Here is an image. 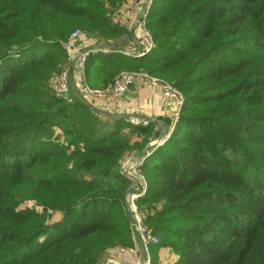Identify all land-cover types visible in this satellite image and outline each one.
<instances>
[{"label": "trees", "instance_id": "trees-1", "mask_svg": "<svg viewBox=\"0 0 264 264\" xmlns=\"http://www.w3.org/2000/svg\"><path fill=\"white\" fill-rule=\"evenodd\" d=\"M146 24L149 54H90L84 71L104 86L131 64L184 96L142 167L137 205L161 206L145 221L155 246L176 256L168 264H264V0H152ZM75 30L96 40L126 33L104 2L0 0V264H97L132 246L118 162L143 144L122 131L146 139L153 126L54 96ZM89 168L116 171L118 186L84 179Z\"/></svg>", "mask_w": 264, "mask_h": 264}, {"label": "built area", "instance_id": "built-area-1", "mask_svg": "<svg viewBox=\"0 0 264 264\" xmlns=\"http://www.w3.org/2000/svg\"><path fill=\"white\" fill-rule=\"evenodd\" d=\"M138 0H126L119 7L111 12V20L114 25L122 26L126 22H130L131 36L124 46H118L116 44H101L92 40L89 45H83L82 47L72 46L73 41L80 38L84 42H87L90 38L87 34L82 35L81 31H73L66 43L63 44L67 54V65L65 64L61 70L51 80V90L55 97L60 99H70V75L69 69L75 68L77 71L82 72L85 67V63L90 54H105L121 53L131 58H139L151 52L155 46L152 35L147 29L146 19L149 10L150 0H141L142 4H137ZM136 3L138 8L134 15L132 13V6ZM145 5V7H143ZM147 6V7H146ZM129 29V30H130ZM87 36V38H85ZM122 42V41H121ZM130 45L132 47H130ZM71 66V67H70ZM137 82H142L151 87L162 98L167 99L172 104V124L169 127V132L164 136L165 138H159L157 141L150 142V147L141 152L136 157H128L125 159L121 166L122 173L126 174L134 189L131 192L125 193L123 201L127 203L126 210L129 219V234L132 246L117 245L113 247L112 253L107 256L102 255L97 264H122L118 259L119 256L126 254L127 252H133L134 245L139 244L144 256L148 258V251L150 246L158 244L159 240L153 233L152 229L145 223V219L148 215L147 210L139 209L135 202L146 192L147 182L142 174V167L146 158L151 154L155 147L161 145L170 135L174 128V124L179 117L180 109L184 103V96L182 92L174 85L165 82L159 78L150 76L142 71H127L121 72L116 75L106 86L100 89H88L87 92L77 91L82 100L86 96H92L96 99H103L106 97H119L126 93ZM76 92V93H77ZM124 202V204H125ZM126 205V204H125ZM145 261L144 264L146 263Z\"/></svg>", "mask_w": 264, "mask_h": 264}, {"label": "crops", "instance_id": "crops-1", "mask_svg": "<svg viewBox=\"0 0 264 264\" xmlns=\"http://www.w3.org/2000/svg\"><path fill=\"white\" fill-rule=\"evenodd\" d=\"M132 8L133 10L131 15H134L139 8L136 3L133 4ZM122 27L126 31L122 37L129 35L130 33H128L127 30L130 29V22L124 23ZM87 36H85V38H87ZM88 37L90 39L87 42L83 43L81 40L83 38H80L73 41L72 46L82 47L83 45H89L93 39L90 36ZM76 42L80 43L75 45ZM84 70L79 72L75 68L69 69L70 85L72 90L71 98H75L74 94L77 91L87 92L88 89H100L109 83L108 81L104 86H92V84L96 83L97 78L95 75H93L92 78L87 77ZM78 98L82 100L79 93ZM82 101L97 113L100 112L109 116L113 114H116L117 116H128L127 118L130 120L140 121L143 125H151L153 126L152 129H157L159 138H165L164 136L169 132V127L172 124L171 103L167 99L162 98L148 85L142 84V82L135 83L130 90L119 97L96 99L92 96H86ZM58 132L59 131L56 130V133ZM131 140V145L143 144V146H146L152 139H148V137L146 139L141 137L137 138L136 135H134ZM134 249L135 250L133 252H127L126 254L118 257L122 264H144L146 260V263L150 264V260L153 257H155L157 264H168L176 258L169 248H163L160 246H151L148 251V258L144 256L139 244L134 245ZM109 253L112 252H109V250L106 251L104 256H107Z\"/></svg>", "mask_w": 264, "mask_h": 264}, {"label": "rangeland", "instance_id": "rangeland-1", "mask_svg": "<svg viewBox=\"0 0 264 264\" xmlns=\"http://www.w3.org/2000/svg\"><path fill=\"white\" fill-rule=\"evenodd\" d=\"M96 1H98V2H104V4H105V7H106V10H107V14L110 16V18H111V12L114 10V9H116L117 7H119L120 5H122V3L123 2H125L126 0H96ZM136 3L137 4H142V2H141V0H138V1H136ZM151 3H152V0H150V2H149V6L148 7H150V5H151ZM143 7H145V5H143ZM147 7V6H146ZM146 21H147V19H146ZM117 27H121V28H123L122 26H117ZM124 29V28H123ZM147 29L149 30V28H148V26H147ZM150 31V30H149ZM127 32L128 33H131L132 31H131V29L130 30H127ZM81 33H82V35H84V34H86V33H84V32H82L81 31ZM150 33H151V31H150ZM152 35V34H151ZM89 36V35H88ZM91 37V36H90ZM92 38V37H91ZM153 38V37H152ZM93 40H95L96 42H98V43H101V44H116V45H118V46H125L126 44H127V42H125V41H128L129 39H131L130 38V34L129 35H126V36H123L122 37V35L119 37V38H117V39H113V38H109V39H102L101 38V40L99 39V40H96V39H94V38H92ZM122 41V42H121ZM154 41V40H153ZM154 46H155V43H154ZM76 47V46H75ZM130 47H132L131 45H130ZM66 51V50H65ZM150 53V52H149ZM149 53H147V54H149ZM111 54H114V53H111ZM147 54H145V55H147ZM110 55V54H109ZM145 55H142L141 57H143V56H145ZM67 65V64H66ZM132 67V65L131 64H128L127 66H123V68L116 74V75H118L119 73H121V72H127V71H142V72H145L146 74H148L147 73V71H145L144 70V68L143 67H141V69H143V70H136V69H134V68H131ZM115 75V76H116ZM148 75H150V76H153V77H156V78H159V79H161V80H163V81H165V82H168V83H170V84H172L170 81H168L167 79H165L164 77H162V76H156V75H152V74H148ZM114 76V77H115ZM173 85V84H172ZM174 87H176L175 85H174ZM70 90H71V87H70ZM71 92H72V90H71ZM74 97H78V92L77 93H75L74 94ZM170 106L172 107V104H170ZM172 113V112H171ZM128 116H117L116 114H113V115H111V116H109V118L111 119V120H116V119H120V118H123V119H125L128 123H130V124H132L133 126H135V127H147V126H149V125H143L140 121H137V120H130L129 118H127ZM110 119H108V120H110ZM172 119V118H171ZM172 132V131H171ZM58 134V133H57ZM134 135H136V137L138 138V137H141V138H143V136L142 135H138L137 133H132L130 130H129V128H127V129H125V130H123L122 131V138H124V140H125V142H127L129 145H131V143H130V141H132L131 140V138H132V136H134ZM162 135H165V134H162ZM149 138H151L152 140L151 141H153V140H155V141H157L158 139H159V133H158V131H157V129H152L151 131H150V133H149V137H148V139ZM150 141V142H151ZM134 142H137V141H134ZM150 142L148 143V145H146V146H142L141 148H138V150H131V151H129V152H126L125 154H124V156L119 160V162H118V173L124 178V179H126V174L125 173H122V171H121V166H122V164H123V162L125 161V159H127L128 157H136V156H138L141 152H143L144 150H146L148 147H150ZM133 145H135V144H132V146ZM157 147H155V149H156ZM154 149V150H155ZM153 150V151H154ZM152 151V152H153ZM151 152V153H152ZM90 169V171L87 173H84L83 174V176H84V179H87V178H94L95 180H96V183L98 184V186L99 187H102V188H105V189H109V188H116L118 185L114 182V177H115V175H116V171H112L111 173L109 172V173H106V172H103V171H101V172H98V171H95V168H89ZM91 176V177H90ZM127 181H128V187H127V189H126V191H125V193H127V192H131L132 191V189H134V184H133V186H132V183L128 180V179H126ZM125 195V194H124ZM140 198H142V197H140ZM125 202V201H124ZM126 204V205H125ZM125 207L127 206V203L125 202ZM135 204H136V206L138 207V205H137V202H135ZM139 208V207H138ZM146 208H147V210H148V214L149 215H152L155 211L157 212V211H159L160 209H161V206H151V205H149V206H146ZM140 209V208H139ZM58 219H59V214H52V215H50V218H49V220H48V228H50L51 230L57 225V221H58ZM145 221H146V219H145ZM146 223V222H145ZM147 225V224H146ZM148 226V225H147ZM148 227H150V226H148ZM151 228V227H150ZM152 229V228H151ZM157 235H158V237L160 238V234L157 232ZM112 249L113 248H111V249H109V251H112ZM108 251V250H107Z\"/></svg>", "mask_w": 264, "mask_h": 264}, {"label": "water", "instance_id": "water-1", "mask_svg": "<svg viewBox=\"0 0 264 264\" xmlns=\"http://www.w3.org/2000/svg\"><path fill=\"white\" fill-rule=\"evenodd\" d=\"M80 42H76V44L75 45H77V44H79Z\"/></svg>", "mask_w": 264, "mask_h": 264}]
</instances>
